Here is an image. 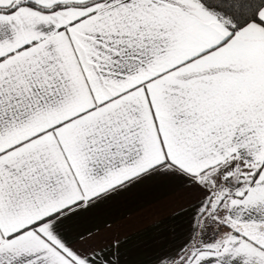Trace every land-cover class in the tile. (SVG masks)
<instances>
[{"label":"snow or ice","instance_id":"6c2138e0","mask_svg":"<svg viewBox=\"0 0 264 264\" xmlns=\"http://www.w3.org/2000/svg\"><path fill=\"white\" fill-rule=\"evenodd\" d=\"M139 188L148 264H264V0H0V264H130Z\"/></svg>","mask_w":264,"mask_h":264},{"label":"crops","instance_id":"0c3cea01","mask_svg":"<svg viewBox=\"0 0 264 264\" xmlns=\"http://www.w3.org/2000/svg\"><path fill=\"white\" fill-rule=\"evenodd\" d=\"M170 194L145 188L134 189L110 207L119 219H130L132 235L128 244L130 264H148L150 256L167 242L169 229L179 221L165 206Z\"/></svg>","mask_w":264,"mask_h":264}]
</instances>
